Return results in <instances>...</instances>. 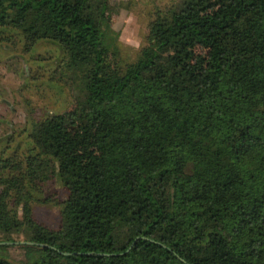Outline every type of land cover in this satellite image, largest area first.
I'll use <instances>...</instances> for the list:
<instances>
[{
  "label": "trees",
  "instance_id": "16d2710c",
  "mask_svg": "<svg viewBox=\"0 0 264 264\" xmlns=\"http://www.w3.org/2000/svg\"><path fill=\"white\" fill-rule=\"evenodd\" d=\"M1 32L56 43L80 90L3 164L0 240L33 243L0 264H264V0L156 7L131 60L106 0H0ZM53 174L58 228L31 205Z\"/></svg>",
  "mask_w": 264,
  "mask_h": 264
},
{
  "label": "rangeland",
  "instance_id": "374dc122",
  "mask_svg": "<svg viewBox=\"0 0 264 264\" xmlns=\"http://www.w3.org/2000/svg\"><path fill=\"white\" fill-rule=\"evenodd\" d=\"M172 1L106 0V14L115 31L121 60L134 58L145 42L154 9ZM6 35L0 33V176L17 173L12 165L3 166L5 163L26 164L33 146L28 136L32 125L69 110L80 90L79 80L66 66L67 58L56 43L39 40L25 47L18 36ZM33 195L37 198L31 202L33 216L50 228H58L62 201L67 195L59 177L53 174L40 182ZM14 238L22 241L23 235L15 234ZM0 255L11 262L30 258L17 243L2 248Z\"/></svg>",
  "mask_w": 264,
  "mask_h": 264
},
{
  "label": "water",
  "instance_id": "95a60500",
  "mask_svg": "<svg viewBox=\"0 0 264 264\" xmlns=\"http://www.w3.org/2000/svg\"><path fill=\"white\" fill-rule=\"evenodd\" d=\"M16 243H33L31 241H25V240H0V244H16Z\"/></svg>",
  "mask_w": 264,
  "mask_h": 264
}]
</instances>
